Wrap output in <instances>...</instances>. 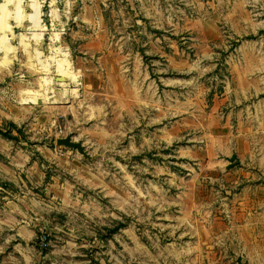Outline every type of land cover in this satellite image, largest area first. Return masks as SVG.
Wrapping results in <instances>:
<instances>
[{"label": "rangeland", "instance_id": "obj_1", "mask_svg": "<svg viewBox=\"0 0 264 264\" xmlns=\"http://www.w3.org/2000/svg\"><path fill=\"white\" fill-rule=\"evenodd\" d=\"M0 4V264H264V0Z\"/></svg>", "mask_w": 264, "mask_h": 264}, {"label": "water", "instance_id": "obj_2", "mask_svg": "<svg viewBox=\"0 0 264 264\" xmlns=\"http://www.w3.org/2000/svg\"><path fill=\"white\" fill-rule=\"evenodd\" d=\"M59 143L66 144V145H69V146H77L78 145V143L73 142L69 138H61V139H59Z\"/></svg>", "mask_w": 264, "mask_h": 264}, {"label": "bare ground", "instance_id": "obj_3", "mask_svg": "<svg viewBox=\"0 0 264 264\" xmlns=\"http://www.w3.org/2000/svg\"><path fill=\"white\" fill-rule=\"evenodd\" d=\"M2 7H3V5L0 4V8H2ZM59 63H60V60H59ZM61 63H64V61L61 62ZM66 63H68V61H67ZM64 64H65V63H64ZM68 64H69V63H68ZM68 64H67V65H68ZM60 65H63V64H60ZM63 66H64V65H63ZM64 68H65V67L62 68V66H61V67L59 66V70H61V73L63 72ZM62 69H63V70H62ZM65 69H67V66H66ZM64 71H65V70H64ZM65 72H66V71H65ZM68 72H69V71H68ZM68 72H67V73H68ZM59 73H60V72H59ZM72 74H74V73H72ZM62 85H63V84H62ZM41 101H42V100H41Z\"/></svg>", "mask_w": 264, "mask_h": 264}]
</instances>
